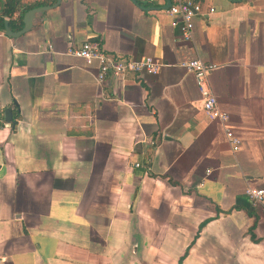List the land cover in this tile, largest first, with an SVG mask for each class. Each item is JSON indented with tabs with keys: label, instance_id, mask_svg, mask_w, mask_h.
<instances>
[{
	"label": "crops",
	"instance_id": "1",
	"mask_svg": "<svg viewBox=\"0 0 264 264\" xmlns=\"http://www.w3.org/2000/svg\"><path fill=\"white\" fill-rule=\"evenodd\" d=\"M197 1L192 42L167 0H56L20 30L4 19L0 264H264V208L245 195L264 189V0ZM93 40L163 65L98 83L69 54ZM192 59L216 67L205 86L236 151L180 66Z\"/></svg>",
	"mask_w": 264,
	"mask_h": 264
},
{
	"label": "built area",
	"instance_id": "2",
	"mask_svg": "<svg viewBox=\"0 0 264 264\" xmlns=\"http://www.w3.org/2000/svg\"><path fill=\"white\" fill-rule=\"evenodd\" d=\"M156 1V0H147ZM167 15L171 18V25L177 27L180 37L184 41L192 42L194 37V21L197 15L202 14L203 8L197 0H167ZM214 10L209 9V13ZM69 54L80 58L87 66L97 65V81L102 83L111 75L116 79H123L127 73L156 75L163 65L152 57L140 60L117 57L116 59L105 54L98 41H86L79 47L69 51ZM189 74L193 75L197 84L201 87L202 109L210 120H217L225 128L226 139L231 143L233 150H238L241 141L235 137L227 127L229 119L226 113H222L215 95L205 86L209 74L216 68L215 65L205 63L200 59H192L180 64ZM136 166H139L136 164ZM245 195L253 206L264 208V189L248 187Z\"/></svg>",
	"mask_w": 264,
	"mask_h": 264
},
{
	"label": "trees",
	"instance_id": "3",
	"mask_svg": "<svg viewBox=\"0 0 264 264\" xmlns=\"http://www.w3.org/2000/svg\"><path fill=\"white\" fill-rule=\"evenodd\" d=\"M56 0H1L0 10V29L4 26V19L10 20L9 24H12L11 19L17 14V21L19 22L17 28H22L23 16L30 10L43 7L51 6Z\"/></svg>",
	"mask_w": 264,
	"mask_h": 264
},
{
	"label": "water",
	"instance_id": "4",
	"mask_svg": "<svg viewBox=\"0 0 264 264\" xmlns=\"http://www.w3.org/2000/svg\"><path fill=\"white\" fill-rule=\"evenodd\" d=\"M169 4H167L168 7ZM31 11V10H30ZM4 118L7 122H11L12 117H11V110L10 109H5L4 111Z\"/></svg>",
	"mask_w": 264,
	"mask_h": 264
}]
</instances>
